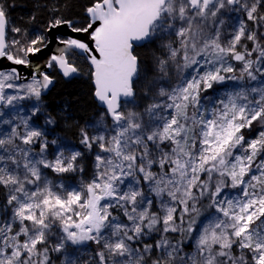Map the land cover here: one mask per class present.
Returning <instances> with one entry per match:
<instances>
[{
	"label": "snow or ice",
	"instance_id": "obj_1",
	"mask_svg": "<svg viewBox=\"0 0 264 264\" xmlns=\"http://www.w3.org/2000/svg\"><path fill=\"white\" fill-rule=\"evenodd\" d=\"M221 10L243 12L255 27L241 19L222 44L220 29L206 27L209 17L216 25ZM86 13V26L56 19L51 27L66 24L72 32L88 33L94 49L78 39L60 40L66 48L51 57L48 67L58 65L67 77L79 71L68 62L67 50L90 54L94 95L105 108L99 120L79 130L80 144L99 148L90 181L66 187L44 172L83 171L78 165L82 153L57 139L51 141L58 146L56 154L48 159L46 133L30 123L45 113L42 92L52 84L49 75L40 73L39 79L34 73L30 82L17 84L21 76L15 68L0 70V106L36 101L30 115L14 113L0 120L10 125V130L0 129V188L6 201L0 218V264H53L50 252L63 254L61 264H264V131L250 142L240 134L254 121L264 124V79L219 100L220 106L201 102L203 90L225 80L221 72H234L226 58L242 62L250 80H258L255 73L264 77V32L258 33L264 28V0H93ZM7 25L0 4V57L25 65L26 59L7 50ZM172 36L179 47H173ZM154 37L169 38L162 44L168 58L156 59L161 73L167 74L169 60L178 67L182 60L183 69L192 68L195 75L171 90L149 82L153 102L143 114L126 112L121 98L126 105L135 96L134 79L140 73L134 42ZM42 40L19 51L39 52L34 46ZM243 40L254 47L243 45L239 51ZM253 53L258 55L250 59ZM44 122L56 121L45 114ZM226 188L240 194L222 196ZM205 197L214 211L201 220L197 204ZM54 227L63 235L50 247ZM88 242L98 248L84 259V250L73 246Z\"/></svg>",
	"mask_w": 264,
	"mask_h": 264
},
{
	"label": "trees",
	"instance_id": "obj_2",
	"mask_svg": "<svg viewBox=\"0 0 264 264\" xmlns=\"http://www.w3.org/2000/svg\"><path fill=\"white\" fill-rule=\"evenodd\" d=\"M92 2L93 0H0V4L5 7L8 19L6 43L9 47L7 50L11 54L23 58L25 53L19 49L32 46L31 41L40 37H43V40L34 47H42L47 40L46 30L56 19L70 20L76 27L86 26L88 22L86 8ZM12 28H20L21 31L16 33L12 31ZM263 29H259L258 33ZM14 40L19 41V44L13 45L12 41ZM133 53L138 57L140 73L134 81L135 96L133 100L126 105L122 103V108L139 113L144 105L143 94L148 91L149 82L156 84L158 81H171L175 71H173V61L171 60L166 67V75L158 70L156 59L164 58L152 41L136 46ZM67 59L79 71L75 77L66 79L59 75L56 68L52 66L49 75L55 79V82L48 92L42 95L44 114H51L56 121L48 130L49 138L52 135L61 136L72 142L77 151L82 153L78 159V165L83 169L82 176L88 180L94 166V145L89 150L80 144L79 130L81 127L87 126L95 116L100 115L104 110L98 107L94 99L91 68L84 56L69 50ZM211 88L213 89L214 85ZM210 91L209 89L201 92V95L209 94ZM106 120H109V117H106ZM49 148L51 149L50 145ZM4 200L5 190L0 188V202ZM207 204L208 199L205 197L200 203V210L202 209L200 219L205 216L206 210H208ZM149 242H151L150 239ZM90 245L97 248V245L92 242Z\"/></svg>",
	"mask_w": 264,
	"mask_h": 264
},
{
	"label": "rangeland",
	"instance_id": "obj_3",
	"mask_svg": "<svg viewBox=\"0 0 264 264\" xmlns=\"http://www.w3.org/2000/svg\"><path fill=\"white\" fill-rule=\"evenodd\" d=\"M215 19H216L217 23H216V25H213L212 24L213 18L209 17L207 22H206V27L208 29H210L211 32H214L216 27H218L220 29V32H221V38L220 39H221L222 44L226 43L227 40L231 38V35L234 34V32L237 30V28L239 26V21L241 19H243L251 27H255L254 25H252V22L247 21L246 15L243 12H229L227 10H221V12L218 13V15ZM219 20H224L225 23L223 25H220ZM176 26H177V28L180 27V22H177ZM261 32H264V29ZM168 39H169L168 37H165V39L163 41H161L160 39H157L154 37L152 40H150L153 42L154 46L159 51V53L163 56L164 59L168 58V50L166 48L162 47V44L167 43ZM170 39L175 41V43L173 44V47H179V40L177 37L172 36ZM243 45H246L249 50L254 47L253 42L243 40L242 45L237 46L239 51H244ZM257 55H258V53H253V55H252V57H250V59H255ZM23 58L26 59V54ZM177 59L180 60L179 57ZM226 60H227V64H231L235 70L232 73L221 72V75H224L226 77L225 80L219 81V82L213 81L212 85H214V88L213 89L212 88L206 89V90L210 89L211 93L201 95V102L205 106H211L210 102H217V106H220L218 104L219 100L223 99V100L227 101V98L230 94H235V93L241 91L242 89L247 90V89H250L251 87L258 86L260 80L264 79V77H260L259 73H255L258 77V80L252 81V80H250V78L247 76L246 73L242 72V69H243V63L242 62H238V61H235L234 59L232 60L230 58H226ZM182 64H183V61L180 60V67H178L177 63L173 61L172 68H173V71H175L173 80L168 81V82L158 81V82H156V84L159 86H162L168 90H171L172 88L180 85L182 83V81L191 79L192 76L195 75V73L193 72L192 68L183 69ZM227 64H226V66H227ZM253 67L255 68L256 66L254 65ZM204 70L205 69H201V74L203 73ZM228 77H235V78L229 79ZM31 80L19 81V82L16 81V83L17 84H23V83H28ZM206 90H203L202 92H204ZM6 91L9 95H15L16 94L15 90H13V89H7ZM22 94L23 93H21V95ZM143 98L145 101H144V105H142L143 106L142 109L139 112L141 114L144 113V109L147 107V105L153 102L154 96H153V93L145 91L143 94ZM239 102L244 103V101H239ZM35 103H36L35 99H24V100L16 102L15 108L1 106L0 110H2L4 112V116L0 117V120L10 119V118H12L14 113H19L20 116H28V115H30V110ZM123 110L124 111H132L131 109H123ZM99 119H100V115H97L91 120V122L89 124H92ZM144 119L146 120L147 116H144ZM44 121H45V114H38L37 116L32 118L30 123H32L34 126L40 127L42 130L45 131L47 139L49 141V145L51 146V149L50 148L48 149V154H47L48 159H50V160L53 159L55 154H56V151H57L58 146L51 144V141L53 139H57V140L61 141L63 144L67 145L68 148H70L71 150L77 151L75 145L72 142H70L69 140H67L61 136L52 135L49 138L48 130H49L51 125L45 124ZM106 121L108 124H111V118H109V120H106ZM18 122H19L18 119L13 121V123H18ZM0 129L10 130V125L0 124ZM261 131H264V124H261L260 122L254 121L252 126L245 127L243 129H241L240 134H242L244 136L245 142H250L253 139H257L259 137V133ZM93 149H94L93 155H94V164H95V155L99 152V148L96 145H94ZM66 154H67V152H66ZM94 171H95V169L93 166L92 172L90 173L88 180H86V178L82 176V173L79 170H77L76 172H68V173H60V174L52 172L51 170H48V169L44 170L47 178L49 180H51L54 184L63 183L66 187H75V188H79L81 181H90L93 178ZM239 194L240 193H239L238 189L226 188L224 190V192L222 193V196H227V197L231 198L233 196H238ZM5 202H6L5 200L0 202V218L3 217V210H4ZM197 207L200 208V203L197 204ZM210 211H214V210H209V209L206 210V214L204 217H206ZM8 214L9 215L11 214L10 210H9ZM193 215H195V214L193 213ZM204 217L201 220H203ZM53 233L54 234L50 237V244H49L50 247L52 245H54L59 240V237L61 235H63V233L60 232L58 227L53 228ZM176 235L178 236V234H176ZM90 243L91 242H88L85 245L73 246V247H81L84 250L83 258L88 259L89 256L94 254V252L98 248V246H97V248H94L92 245H90ZM92 244H94V243H92ZM50 253H51L50 256H51L53 264H61V260L63 259V254L62 253H56V252H50Z\"/></svg>",
	"mask_w": 264,
	"mask_h": 264
},
{
	"label": "water",
	"instance_id": "obj_4",
	"mask_svg": "<svg viewBox=\"0 0 264 264\" xmlns=\"http://www.w3.org/2000/svg\"><path fill=\"white\" fill-rule=\"evenodd\" d=\"M86 15H87V13H86ZM95 26H98V23H97V25H94V27ZM7 28H8V25L6 27V32H7ZM46 38H47V40H46L45 44L39 48L40 49L39 52L26 54L27 63L25 65H15L12 63V61L7 60L6 57H0V70L10 71L12 68H15L20 73V76H21V79L18 80V82L31 80L34 73L37 75V78L42 79V75H40V73L49 75V73L51 71V67H48V62L50 61L51 57L53 55H59L60 51L62 49L66 48V46L64 44L60 43V40H67L70 38L71 39H78L84 43H87L89 48L94 49V47H95L94 41L91 40V37L88 33L72 32L71 29L66 24H61L55 28H52L50 25L48 27V29L46 30ZM5 40H6V36H5ZM149 41L134 42L133 51H134V48L136 46L144 45L145 43H147ZM69 50H73L76 53H78L79 55L84 56V58L86 59V61L89 64L90 68L92 67L91 61H90V54L88 52H84L82 49H76V48L68 49L67 52ZM92 54H96V53L93 52ZM96 55H98V54H96ZM53 66L56 68L58 74L61 75L63 78L69 79V78L75 77L77 74V73H75V74H72L70 76L65 77L63 74V70L60 69L58 65H55L53 63ZM50 78L52 79V84L49 85V88L47 90H44L42 92V95L46 94L55 82L54 78H52V77H50ZM136 78L134 79V81L136 80ZM92 84H93L94 93H95V83H94L93 77H92ZM94 99H95L98 107L105 110V108L101 105V103L98 101V99L95 97V95H94ZM124 99L125 98H123V97L121 98V103L124 102ZM127 99H128V101H131L133 99V97L127 98Z\"/></svg>",
	"mask_w": 264,
	"mask_h": 264
},
{
	"label": "bare ground",
	"instance_id": "obj_5",
	"mask_svg": "<svg viewBox=\"0 0 264 264\" xmlns=\"http://www.w3.org/2000/svg\"><path fill=\"white\" fill-rule=\"evenodd\" d=\"M82 56V55H81ZM50 76V75H49ZM51 77V76H50Z\"/></svg>",
	"mask_w": 264,
	"mask_h": 264
}]
</instances>
